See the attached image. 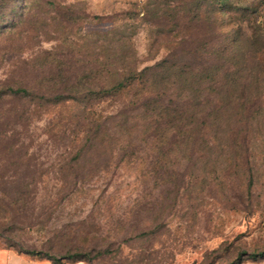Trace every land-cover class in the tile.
<instances>
[{"label": "rangeland", "instance_id": "1", "mask_svg": "<svg viewBox=\"0 0 264 264\" xmlns=\"http://www.w3.org/2000/svg\"><path fill=\"white\" fill-rule=\"evenodd\" d=\"M241 1L257 6L263 22L248 30L251 53L255 32L264 40V0ZM147 2L0 0V248L83 256L63 264H264L248 256L264 251V46L262 125L249 161L222 162L221 173L203 163L171 175L152 170V147L148 155L136 150L144 161L134 164L121 157L109 166L99 157L75 164L59 127H49L60 109L10 93L69 96L76 85L84 97L90 81L100 85L107 57L123 62L122 48L141 68L154 64L164 39L142 18Z\"/></svg>", "mask_w": 264, "mask_h": 264}, {"label": "trees", "instance_id": "2", "mask_svg": "<svg viewBox=\"0 0 264 264\" xmlns=\"http://www.w3.org/2000/svg\"><path fill=\"white\" fill-rule=\"evenodd\" d=\"M257 9L241 0H148L142 18L161 27L156 32L164 39L165 55L154 64L141 68L136 53L122 48L123 62L107 57L100 85L92 88L90 81L84 97L76 85L69 96L41 95L25 87L10 93L47 112L60 109L49 127H59L68 141L64 153L75 164L94 157L105 158L106 166L117 157L134 164L144 161L136 150L148 155L152 147V170L171 175L198 170L203 163L206 170L221 173L222 162L240 166L242 159L249 161L251 141L262 125L263 35L255 32L251 53L247 48L248 30L263 23L254 14ZM150 55L154 60L152 49ZM97 104L102 105L98 110ZM179 156L189 162L180 165ZM18 252L54 264L83 258ZM248 256L264 257V251Z\"/></svg>", "mask_w": 264, "mask_h": 264}, {"label": "crops", "instance_id": "3", "mask_svg": "<svg viewBox=\"0 0 264 264\" xmlns=\"http://www.w3.org/2000/svg\"><path fill=\"white\" fill-rule=\"evenodd\" d=\"M0 264H54L48 259L19 253L12 248H0Z\"/></svg>", "mask_w": 264, "mask_h": 264}]
</instances>
